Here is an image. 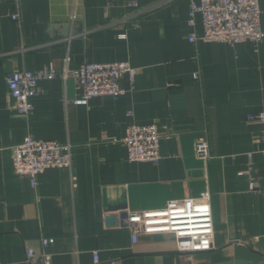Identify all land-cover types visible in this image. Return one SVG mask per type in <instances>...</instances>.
Masks as SVG:
<instances>
[{"label": "crops", "instance_id": "crops-1", "mask_svg": "<svg viewBox=\"0 0 264 264\" xmlns=\"http://www.w3.org/2000/svg\"><path fill=\"white\" fill-rule=\"evenodd\" d=\"M129 1L0 0V264H44L42 252L51 264H264V141L249 117L264 113V40L190 43L192 0ZM259 7L264 30V0ZM116 61L136 71L118 98L74 104L73 78L42 80L24 117L8 94L6 75L23 68ZM132 123L158 126V163L127 160L122 139ZM26 135L70 142L72 167L46 169L32 187L13 173L6 149ZM199 138L207 158L195 153ZM203 191L213 219L208 251L179 252L171 234L126 222L127 212ZM42 238L53 242L43 248Z\"/></svg>", "mask_w": 264, "mask_h": 264}, {"label": "built area", "instance_id": "built-area-1", "mask_svg": "<svg viewBox=\"0 0 264 264\" xmlns=\"http://www.w3.org/2000/svg\"><path fill=\"white\" fill-rule=\"evenodd\" d=\"M16 3L18 0H15ZM135 6L137 0H130ZM18 21L17 12L11 15ZM202 31L197 32V18ZM259 0H192L189 5L188 24L191 27L187 39L190 43L219 42L229 46L251 43L256 46L264 40L261 28ZM69 57L65 58L68 62ZM136 71L128 61L84 62L75 68L59 71L52 64L38 70L20 69L6 75L8 94L15 100V109L19 115L29 117L33 111L32 100L41 93L42 80L60 78L65 81L73 78L80 87V96L72 100L74 104H86L93 97L111 96L118 98L126 93L121 81L127 77L134 80ZM262 125L261 139L264 141V113L249 116ZM161 134L155 123L129 124L122 142L127 151L129 162L158 163ZM12 160L13 173L27 177L32 187L38 184V177L49 168H68L73 165L72 145L70 142L35 139L26 135L21 141L6 147ZM198 157L209 156L208 143L199 138L195 145ZM250 189L257 190L255 182ZM258 191V190H257ZM264 194V191H261ZM128 225L140 227L143 234H171L175 238L179 252L208 251L213 247V219L210 195L207 191L197 197L171 200L161 208L143 211H130L126 214ZM133 241L137 235L133 234ZM53 242L52 238H42L43 248ZM32 248H27L26 256H35ZM44 264H51L46 252L40 254ZM93 262H99L98 251H93Z\"/></svg>", "mask_w": 264, "mask_h": 264}, {"label": "water", "instance_id": "water-1", "mask_svg": "<svg viewBox=\"0 0 264 264\" xmlns=\"http://www.w3.org/2000/svg\"><path fill=\"white\" fill-rule=\"evenodd\" d=\"M121 218V217H120ZM120 218L117 216V219H119L120 220ZM117 223H118V220H117Z\"/></svg>", "mask_w": 264, "mask_h": 264}]
</instances>
